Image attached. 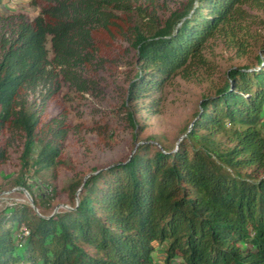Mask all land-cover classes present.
I'll return each instance as SVG.
<instances>
[{
    "label": "trees",
    "instance_id": "16d2710c",
    "mask_svg": "<svg viewBox=\"0 0 264 264\" xmlns=\"http://www.w3.org/2000/svg\"><path fill=\"white\" fill-rule=\"evenodd\" d=\"M251 1L264 6V0H186L161 12L158 0H45L0 40V163L10 130L23 136L22 169L36 174L63 162L61 122L47 139L38 138L31 155L45 123L24 102L28 88L47 80L48 98L60 81L87 89L92 79L80 71L115 60L124 40L138 63L126 89L136 105L172 74L204 64L209 38L223 35L240 48L242 5ZM125 116L134 127L132 111ZM184 132L174 149L141 141L125 158L71 180L68 209L45 217L27 202L0 209V264H152L155 243L161 264H264V44L253 65L225 70ZM218 133L233 143L223 145ZM22 175L14 182L37 205ZM39 198L45 205L47 197Z\"/></svg>",
    "mask_w": 264,
    "mask_h": 264
},
{
    "label": "rangeland",
    "instance_id": "374dc122",
    "mask_svg": "<svg viewBox=\"0 0 264 264\" xmlns=\"http://www.w3.org/2000/svg\"><path fill=\"white\" fill-rule=\"evenodd\" d=\"M44 1L1 0L0 40L11 33L18 19H31ZM158 1L162 12L186 0ZM254 3L251 1L242 5L245 9L242 24L246 30H243L240 48L228 44L223 35L209 38L202 49L204 64L191 68L186 75L172 74L160 88H151L138 98L136 105L126 99V89L133 73L138 70V63L135 49L124 40L120 41V53L115 60L103 68L91 66L80 71L92 79L87 89L60 81L56 93L48 98L47 80L28 88L23 94L24 102L38 112L41 122L45 123L37 133L31 155L39 146L38 138L47 139L51 129L61 122L64 132L59 145L63 162L36 174L30 168L22 169L19 154L23 136L14 130L5 132L6 159L0 163V209L15 202L29 203L30 194L14 182L15 176L21 172L35 193L37 205L33 204L36 210L48 215L70 208L68 182L75 178L83 179L93 168L105 167L125 158L139 142L151 140L156 147L162 144L174 149L183 138L184 131L189 129L201 97L213 94L214 88L221 84L225 70L243 63L253 65L254 54L261 52L264 44V6ZM134 19L145 27V19L135 16ZM46 46H49L48 42ZM48 55L51 56L50 50ZM152 100H156L154 111L148 110ZM126 109L133 113L134 127L126 120ZM215 137L223 145L233 143L224 133ZM240 171L248 173L251 167H243ZM39 196L47 197L44 198L45 205L40 203ZM154 246L152 264H161L162 246L156 243Z\"/></svg>",
    "mask_w": 264,
    "mask_h": 264
},
{
    "label": "water",
    "instance_id": "95a60500",
    "mask_svg": "<svg viewBox=\"0 0 264 264\" xmlns=\"http://www.w3.org/2000/svg\"><path fill=\"white\" fill-rule=\"evenodd\" d=\"M135 146H136V145H135ZM135 146H134V148H135ZM134 148H133V149H134ZM132 151H133V150H132ZM132 151H131V152H132ZM88 174H89V173H88ZM88 174H86V175L83 177V180H84V178H85ZM78 189H79V188H78ZM78 189H77V190H78ZM26 194H28V193L26 192ZM28 197H29V198H28V199H29V204L31 205L32 209L35 211L36 214H38V215H40V216H44V217H45V216H48V215L41 214L40 212H38V211L36 210V208H35L33 202H32L31 197H30V196H28ZM76 203H77V196L75 197V204H76ZM53 212H55V211H53ZM53 212H52V213H53ZM52 213H51V214H52Z\"/></svg>",
    "mask_w": 264,
    "mask_h": 264
},
{
    "label": "built area",
    "instance_id": "2783aa9c",
    "mask_svg": "<svg viewBox=\"0 0 264 264\" xmlns=\"http://www.w3.org/2000/svg\"><path fill=\"white\" fill-rule=\"evenodd\" d=\"M23 230V233H26L27 231L24 229V227L21 228Z\"/></svg>",
    "mask_w": 264,
    "mask_h": 264
}]
</instances>
